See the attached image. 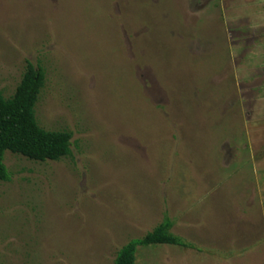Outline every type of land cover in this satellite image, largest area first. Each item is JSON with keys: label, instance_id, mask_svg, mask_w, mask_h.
Wrapping results in <instances>:
<instances>
[{"label": "rangeland", "instance_id": "1", "mask_svg": "<svg viewBox=\"0 0 264 264\" xmlns=\"http://www.w3.org/2000/svg\"><path fill=\"white\" fill-rule=\"evenodd\" d=\"M29 63L71 154L5 153L0 264H115L166 220L187 247L135 264H264V0H0L5 98Z\"/></svg>", "mask_w": 264, "mask_h": 264}, {"label": "trees", "instance_id": "2", "mask_svg": "<svg viewBox=\"0 0 264 264\" xmlns=\"http://www.w3.org/2000/svg\"><path fill=\"white\" fill-rule=\"evenodd\" d=\"M45 71L29 63L15 94L7 99L0 91V182L9 181L4 164L7 151L34 162H58L71 154L72 134L50 132L39 126L36 107L45 86ZM166 220L142 239L133 240L120 250L115 264H135L140 247L169 245L187 247L171 233Z\"/></svg>", "mask_w": 264, "mask_h": 264}]
</instances>
